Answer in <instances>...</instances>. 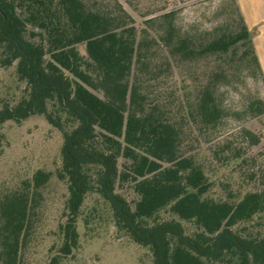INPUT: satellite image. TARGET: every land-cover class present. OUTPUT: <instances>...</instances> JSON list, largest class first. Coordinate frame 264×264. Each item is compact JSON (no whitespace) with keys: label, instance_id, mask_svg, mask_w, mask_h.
<instances>
[{"label":"trees","instance_id":"16d2710c","mask_svg":"<svg viewBox=\"0 0 264 264\" xmlns=\"http://www.w3.org/2000/svg\"><path fill=\"white\" fill-rule=\"evenodd\" d=\"M126 5L0 0V69L14 67L22 87L17 99L0 96V128L39 116L63 136L58 178L69 198L50 264L78 249L93 195L117 233L148 251L144 264H264L261 130L219 134L231 78L244 70L264 82L237 0L230 23L212 31ZM245 112L260 117L264 100ZM50 178L38 170L0 198V264H25Z\"/></svg>","mask_w":264,"mask_h":264},{"label":"rangeland","instance_id":"374dc122","mask_svg":"<svg viewBox=\"0 0 264 264\" xmlns=\"http://www.w3.org/2000/svg\"><path fill=\"white\" fill-rule=\"evenodd\" d=\"M130 1L127 8L139 15L151 17L154 11H175L176 20L183 29L212 31L230 23L235 13L233 0H121ZM133 7V8H132ZM167 7V8H166ZM134 12L138 20L141 18ZM153 13V14H151ZM230 85L221 91L222 104L228 112L219 134L234 135L244 127L261 130L264 140V114L250 118L246 106L254 98L264 100V82L242 70L235 74ZM21 85L14 67L0 69V96L17 99ZM0 198L5 193L32 182L38 170L51 173L42 194L36 231L26 254L25 264H50L63 244L60 224L69 198L68 184L58 178L61 167L63 136L43 117H32L21 124H7L0 128ZM258 149L252 151L256 154ZM96 208V210H94ZM88 226L79 224V246L71 257L60 259L59 264H144L150 258L146 249L135 246L119 235L108 207L96 196H90L84 209Z\"/></svg>","mask_w":264,"mask_h":264},{"label":"crops","instance_id":"0c3cea01","mask_svg":"<svg viewBox=\"0 0 264 264\" xmlns=\"http://www.w3.org/2000/svg\"><path fill=\"white\" fill-rule=\"evenodd\" d=\"M264 72V0H237Z\"/></svg>","mask_w":264,"mask_h":264}]
</instances>
